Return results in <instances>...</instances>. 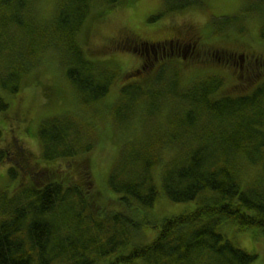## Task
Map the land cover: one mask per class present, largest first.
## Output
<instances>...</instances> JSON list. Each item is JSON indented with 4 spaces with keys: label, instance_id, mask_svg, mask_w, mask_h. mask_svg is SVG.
<instances>
[{
    "label": "trees",
    "instance_id": "16d2710c",
    "mask_svg": "<svg viewBox=\"0 0 264 264\" xmlns=\"http://www.w3.org/2000/svg\"><path fill=\"white\" fill-rule=\"evenodd\" d=\"M35 1L0 0V88L16 93L39 64L38 53L52 45L61 48L65 75L80 100L88 105L99 101L116 73L92 59L94 51L82 49L80 33L90 17L100 14L96 5L113 7L123 0H58L47 19L37 16ZM162 2L168 13L201 4ZM250 2L249 8L262 7L264 37V0ZM127 26L113 39L131 49L123 38L139 41L141 34ZM161 79L160 84L167 80L170 101H157L159 90L146 87ZM223 83L220 74L182 84L179 75L159 72L121 88L129 105L145 95L151 114L169 107L171 118V130H154L144 141L132 138L115 155L107 185L117 195L113 201L129 213L93 203L94 194L85 185L91 139L80 141L67 113L40 122V159L73 166L77 178L34 169L22 138L6 142L0 129V164L9 165V177L20 171L30 181L11 191L0 189V264L252 263L255 254L229 239L222 227L232 222L238 230L257 227L264 233V79L251 91L232 95L219 92ZM7 107L0 96V110ZM161 189L169 200H193L194 206L163 218L151 241L135 243L142 225L131 211L151 208Z\"/></svg>",
    "mask_w": 264,
    "mask_h": 264
},
{
    "label": "rangeland",
    "instance_id": "374dc122",
    "mask_svg": "<svg viewBox=\"0 0 264 264\" xmlns=\"http://www.w3.org/2000/svg\"><path fill=\"white\" fill-rule=\"evenodd\" d=\"M57 2L58 0H36L35 11L39 19L49 18L54 13ZM250 4V0H201L199 5L173 13L163 11L162 0H123L113 7L96 5L94 11L100 14L86 21L83 36L80 33V42L85 52L94 51L92 59L104 62L116 73L108 93L92 105L83 103L65 75L61 48L49 45L38 53L41 54L39 64L31 69L16 93L0 88V96L8 103L6 111L0 110L3 138L8 142L21 137L23 145L31 153L34 169L46 167L53 172L77 178L78 174L73 166L67 167L60 160L40 159L41 144L37 135L40 122L48 117L67 113L74 127L79 130L80 141L91 139L92 147L87 158L89 175L85 178V185L94 194L93 203L106 206L107 211L129 213L125 206L113 201L117 195L107 185V175L115 155L132 138L144 141L154 130H159L160 133L171 130V118L166 114L170 111L169 107L162 106L157 113L151 114L149 100L145 95L129 105L121 88L144 81L159 72L163 76L172 73L179 75L182 84H187L198 76L217 73L224 75V83L219 92L232 95L251 91L264 79V37L260 34L262 7L254 10V7H248ZM184 23L198 31L203 48L210 57H186L183 60L157 51L155 58L151 46L160 40L155 38L167 36L174 26ZM123 25H128L141 34L138 37L140 48L137 51L140 56L136 51L126 49L127 47H118L119 39H113L121 32ZM93 28L95 31L92 33ZM222 50L242 51L247 55L254 53L250 54L252 56L249 62L253 63L252 58L262 61V65H258L259 76H238L237 63L230 60L223 64L212 55V52ZM145 64L144 70L142 67ZM244 67H249L247 60L244 61ZM124 71L127 73L123 76ZM162 79L148 82L146 87L159 90L162 95L157 101L162 98L170 101L172 97L167 92V80L160 84ZM21 132L23 135L25 132V135L20 134ZM8 166L0 164V189L11 191L19 183L30 182L20 171L16 178L9 177ZM193 206V200H169L161 189L151 208L138 206L137 210L131 211L134 219L142 225L133 241H151L163 218L180 214ZM222 231L241 248L255 254V259L250 264H264V233L259 228L238 230L232 222H228L222 227Z\"/></svg>",
    "mask_w": 264,
    "mask_h": 264
},
{
    "label": "flooded vegetation",
    "instance_id": "af4514ba",
    "mask_svg": "<svg viewBox=\"0 0 264 264\" xmlns=\"http://www.w3.org/2000/svg\"><path fill=\"white\" fill-rule=\"evenodd\" d=\"M125 39L128 43L130 41L131 44L132 41L130 39L137 38H123V40ZM155 39H160L156 43L152 44V49L154 50L155 58L157 51L165 56H175L181 57L183 59L186 57L190 59L201 58L204 54L209 55V53L206 52L207 50L202 47V38L198 31L196 29H193L190 25L186 23L181 24L179 27H175V29L168 33L167 36ZM132 43H134V41ZM167 45H169V48L167 47ZM250 54L254 55V53L252 52H250ZM250 54L247 55L245 54V52L242 51L240 53L238 51L227 52V50H222L220 52H212V55L216 57L217 61L226 64L229 63L230 60H233V63H237L238 65V73H240L241 75L253 76L259 73L258 65H262V61L258 60V58H252V62L254 64L250 63V56H252ZM245 60L248 61L249 67L247 68L244 67Z\"/></svg>",
    "mask_w": 264,
    "mask_h": 264
}]
</instances>
